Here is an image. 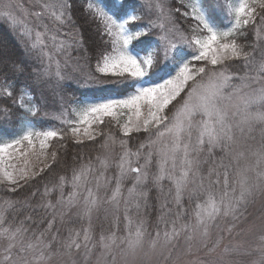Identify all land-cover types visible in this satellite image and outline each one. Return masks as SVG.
Returning a JSON list of instances; mask_svg holds the SVG:
<instances>
[{"label":"snow or ice","instance_id":"snow-or-ice-1","mask_svg":"<svg viewBox=\"0 0 264 264\" xmlns=\"http://www.w3.org/2000/svg\"><path fill=\"white\" fill-rule=\"evenodd\" d=\"M145 11L154 18L137 28ZM0 21L58 105L43 110L16 83L25 64L0 43V188L15 193L59 166L66 136L103 137L104 150L95 162L78 153L70 176L44 186L58 195L37 205L51 209L41 230L31 214L17 219L27 200H0V264H264V0H0ZM89 23L104 47L82 72L70 58ZM72 85L94 91L77 97ZM106 119L119 138L100 128ZM69 216L81 223L62 235Z\"/></svg>","mask_w":264,"mask_h":264},{"label":"trees","instance_id":"trees-1","mask_svg":"<svg viewBox=\"0 0 264 264\" xmlns=\"http://www.w3.org/2000/svg\"><path fill=\"white\" fill-rule=\"evenodd\" d=\"M130 2L135 3L136 0H130ZM166 6H170L175 3V0H163ZM75 18L77 19V23H81L80 19V12L79 10L76 13ZM150 18H154V14L148 13L145 11L144 13V20L137 22L136 27H140L142 25H146ZM222 19V17H221ZM251 28V26H249ZM81 33L83 34L85 44L84 48H81L86 53V57L78 56L81 54V50L76 49L73 50L71 54V64H80L82 68L80 69L82 72H93L94 66L96 62V56L98 52L104 47L103 42L99 38V34L96 31V25L93 23H89L81 27ZM252 33L249 32L247 39L249 41L252 40ZM155 37L152 38L153 44L156 42L154 41ZM0 43L7 45V47L15 54V56L24 62L25 64V71L22 74H19L16 77V83L18 85L26 84L29 86L30 90L32 91L33 95L36 98V102L42 106L43 110H51L56 111L58 109L57 104L55 103L54 97L44 84L37 83L34 80L35 72L39 71V66L33 63L30 59L26 58L25 52L23 50V44L19 40V38L10 30V26L7 22L0 21ZM135 43V42H134ZM85 49L87 51H85ZM146 54V53H145ZM71 92H74L77 97L82 95L91 94L93 89H86V88H77L75 85H72ZM125 92V89L118 88L116 86H111V92L109 94L122 96ZM3 122H0L2 124ZM39 124L48 126H59L58 122L49 120L47 118H41L38 121ZM15 125V120H13L12 125ZM11 126H9V130H11ZM100 128H103L105 132L111 131L117 138L120 137V132L115 127H109L108 121L106 119L104 125H100ZM140 137H143L144 134H139ZM103 137H98L96 141H86L84 145H75L73 144L68 137H65V141L67 142V149H59V166L53 165L51 169H46L45 172L42 174L41 177H38L37 180L33 181L29 186L19 189L17 192H6L2 188H0V200L6 198H14L18 199L21 202L27 200L30 204H32V208H22V211L17 215V219H23L25 215L31 214L33 219L37 221V225H33V227H37V230H41L42 226L44 228V223L47 222L48 217L50 214H47V210L44 208L37 207V205L42 204L45 199H51L53 197H57L58 193L53 192L50 197H43L42 193L44 191V186L48 185L49 187L55 185L58 182V177L60 175H69L70 171L69 167L79 163V160L73 161L72 157L76 156L78 153L80 156L83 157H91L95 162V157L97 155H101L104 150L100 148V141ZM139 141L135 139L130 140V146L135 148L138 145ZM53 144L56 145V142L53 141ZM58 147V145H56ZM119 154V148L117 147ZM51 151V149H49ZM117 154V157H118ZM116 160V159H115ZM110 176L115 175V168L109 170ZM165 191H167L169 184L167 181L164 182ZM130 187V184H127ZM70 191L69 188L65 189V193L67 194ZM35 192V196L32 193ZM56 200V198H55ZM159 200L157 199V191L153 189L149 192V204L150 207L145 210V214L148 217L149 222L157 220V217L160 214ZM20 205H18L19 207ZM187 206V205H186ZM11 215V213L9 214ZM42 221V222H41Z\"/></svg>","mask_w":264,"mask_h":264},{"label":"rangeland","instance_id":"rangeland-1","mask_svg":"<svg viewBox=\"0 0 264 264\" xmlns=\"http://www.w3.org/2000/svg\"><path fill=\"white\" fill-rule=\"evenodd\" d=\"M79 50H81V48H79ZM78 56L80 57V56H82V57H86L87 55H86V53L83 51V50H81V54H78ZM61 62L63 63V58H61ZM70 63H71V61H70ZM69 71H70V69H68ZM57 107H58V105H57ZM58 110V109H57ZM47 111H49V112H52L51 110H47ZM117 154H118V150H115V153H114V156H113V159L115 160V159H118V157H117ZM102 155H104V152L101 154V156ZM114 168V167H113ZM112 169V168H111ZM110 170V169H109ZM153 171L155 170L154 168L152 169ZM108 175L110 176V173L108 172ZM127 184H130V186H131V180H128V181H126L125 182V191H126V189H127ZM149 187H150V189H153L154 191H157V189L154 187V186H151V183L149 184ZM109 194H110V190H109ZM55 198H57V197H53L52 196V198H51V200H52V202L55 204L56 203V200H55ZM48 199H45V200H43L44 202L45 201H47ZM43 202V203H44ZM159 203H160V201L158 202V206H159ZM44 210H47V211H45V212H47V214H50L51 213V209H44ZM50 217H48V219H49ZM147 219H148V217H147ZM65 220H66V223H65V225L64 226H61L60 224H59V221L57 222V227H60V229H61V234L63 235L64 234V230H65V228L68 226V221L69 220H72V222H73V224H74V226H77V227H79V225H80V221H77V220H75V218H74V216H69V217H66L65 218ZM148 221H149V219H148ZM46 226V223H44V227ZM148 226H149V229L150 230H154L156 227H163V225H158V221L157 220H155V221H151V222H149L148 223ZM105 227H108V224H107V222H105ZM121 228H123V221H122V223H121ZM42 229H43V226H42ZM97 230H99V229H97Z\"/></svg>","mask_w":264,"mask_h":264}]
</instances>
